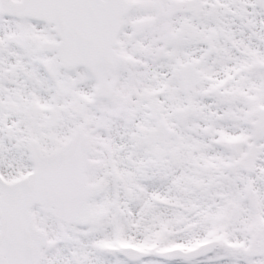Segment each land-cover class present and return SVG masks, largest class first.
I'll return each mask as SVG.
<instances>
[{"label":"snow or ice","instance_id":"1","mask_svg":"<svg viewBox=\"0 0 264 264\" xmlns=\"http://www.w3.org/2000/svg\"><path fill=\"white\" fill-rule=\"evenodd\" d=\"M0 264H264V0H0Z\"/></svg>","mask_w":264,"mask_h":264}]
</instances>
